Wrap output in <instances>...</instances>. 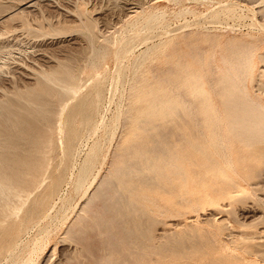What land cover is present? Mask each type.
Listing matches in <instances>:
<instances>
[{"label":"rangeland","instance_id":"obj_1","mask_svg":"<svg viewBox=\"0 0 264 264\" xmlns=\"http://www.w3.org/2000/svg\"><path fill=\"white\" fill-rule=\"evenodd\" d=\"M22 1H24V0H0V12H1L0 14L4 15V17H5L4 20H0V52H2V55L0 54V56H2L1 57L2 59L0 58V65H2L0 67V98H1L0 102H1V100L4 101L5 103L7 102V100H9V102L12 101L10 105H11V108L13 109V111L15 112V111H17V109H19L18 112L15 113L17 116H15V114H12V116L14 115L16 119L18 117L19 121L21 119V114L23 112L27 111L30 114V112H31V111H29L30 109L33 111V112H31V114L32 113L38 114V115H36L37 117L32 116V118H34V120L37 118L40 121L39 124H36L38 122L37 120L35 121L36 123L34 124L33 123L34 120L33 121L30 120V119H32L31 115L28 118V116H29L28 113H27L26 119H28L27 120L28 123L34 124V125L31 124V126L34 127V126L38 125L37 127L39 129L35 130L36 133L38 132L37 135H39L40 132L42 133V134L40 133L42 136H44L43 134H46L45 138H43L41 135H39L38 138H40V136H41L43 141H45V139H46L45 142L46 143L48 142L47 144L44 142V144L46 146V147L44 146V148L49 150V151H47L45 149V152L47 151L46 154H47V156L49 155L50 159L52 160V161H50L52 164L54 163V159L57 158L56 160L58 162L60 157L63 156V154H62L63 144L65 145L66 142L64 141V143H62V141L65 140L66 135H68V133H66L67 131L69 132V128H68L69 126L68 125L71 126V124H73V122L75 124H77L76 127L79 125L78 128H75V129L80 130V131H77L79 136H77L78 138H77V140L75 139L76 141H74L73 144H74L76 150L78 149V151L80 153L78 152V155H77L76 154L77 152H76L75 155H73L74 159L69 160L68 163L66 164V166L69 165L67 168H65V170H67V172L65 171L66 173L63 174V176H65V177L62 178V176H61V179H60V182L63 179L62 180L63 183H61L60 185L58 184L59 187L58 186L57 187L59 189L57 188L55 191L56 196L54 194V196L51 198L52 202L50 201L49 206L51 205L52 207H50V209H49V206H48V208H46V210L48 209V211L52 210V211H50L51 213L49 214V212L45 210L48 214L44 211L42 213V216L40 215L37 217V218L41 219L40 222H42L43 226L38 221L39 219H37L35 225H32V227L30 226L27 229V231L26 232L24 231V233L22 234V236L25 239L22 237L20 242L17 244L18 249L16 247V249L14 250L15 252H13L12 254H9V255L6 254L4 256H0V264H9V262H11L12 259H13V261L10 264H21L22 262H23V264H26L28 262H30V264H100L101 261H102L101 264H106V262H107V264H116V263L117 264H122V263L123 264H142V263L145 264L143 261V258H146L147 256L146 257H141V256H142V254H143V256H145V254L148 255L149 253H150V255L147 257V259L149 258V261L147 259H144V260H146L147 264H149V263H151V264H154V263L155 264H165V263L166 264H227V263L228 264H264V179H262V178H264V173H262V175L260 177H255V178L251 177V175L249 174V170L252 171L253 168L256 166L255 163L253 162L252 158L243 157V159L240 162H238V165H237L238 174L241 176H244L243 177L244 179L241 178L240 176L237 177L238 182H239L238 186H235V185H233V184H231L225 180H222L221 178L219 179V177L209 176V173L206 171V168L204 166L200 165L199 163L198 164L197 163L190 164V169H201L204 172L203 174H201V176L198 177L199 179H197L198 180L197 183H190V186L192 188L193 187L199 188V189H196L198 191L197 192L198 195H196L197 193H195V192L192 193L193 191H196V190L195 189L193 190L191 187H190L191 189L188 192V194L180 193V189H181L180 187L181 186H180L179 177L177 175L171 174L170 177H166L163 175L162 178H159L158 176H157V178H154V176L150 177V178L147 177L148 180L149 179L151 180V178H154V179H156V181L154 179H152L149 182V184H148V180L146 182H144V180H146V176H148L146 174H150V173L154 174L152 171L153 169L149 170V168H147L146 162L144 160H141L140 162L137 163L135 170L133 169L131 171V172H133V171H135V172H133L132 174L130 172V174H129L125 170L126 167L123 168L124 163H122V159L123 158L126 159L127 157H125L126 155L125 156L120 155V153L126 154L127 148H128V151L130 152V150L132 151V149H135L137 147L142 146L141 148L144 147V148L150 149L154 145V147L152 148V149H154L155 144H157L158 149L155 148L154 150H156V152L158 150L159 154H158V152L156 154L155 151H153L152 149L151 150L155 154L152 151L149 152V154L153 153L151 156H153L155 158V160H158L161 155H164V153L166 154L165 151H167V149L168 150L171 149V147L174 144L172 141L171 133L168 134V132H170L169 130H172V128L168 127L167 128L168 130L166 129L167 133L166 132L164 133V131H166V130H164V128L162 127L163 128V131H161V132H163L162 134H168V135L165 136V135L161 134V135H159V137H157L158 135H156V132L158 129V125H157V127L155 125H153L152 127L150 126L147 128L145 124H147L148 121H143L142 120L143 117L141 119L142 115H138L140 117H137L134 119V117L137 116L136 112H133V111L129 112L128 109L130 108L131 105L127 104L129 102L131 103L133 100H130V101H128V100L135 98V96L133 97V94H135L139 88H149L154 84V79L152 82V80H150L151 79L150 76L152 78H154L153 74L157 72L156 71L157 68L159 69V67L162 68V67L168 66L169 61H171L170 57L173 59H176L175 57L180 56L181 59L184 58L185 60H188V58H189V61H190L193 58L190 54L194 50L196 51L200 48H202V50H204L205 52L206 51L209 52L211 50H214V54H215V55H213L214 59H215L214 62L217 65L222 66V63L219 60L220 59L219 53H221L222 48L224 47V44H223L224 41H222V40H227L228 38H232V37H244V38L246 37V38H248V37H250V35L252 36L254 34L255 35L260 34L261 36L264 37V25H262V24L259 25L260 23H264V11H262L264 8L262 6V5H264V0H251V1L250 0H35V2H33L30 5L26 4L29 1L21 3ZM135 1H137V2H135ZM136 3H138V6H135V5H137ZM17 4H19V5H17ZM16 6L20 9V12L22 11L20 14H19V9L17 10ZM5 7L7 8V12L11 7L16 8V10L18 12L13 13L11 15V17H12L11 18L10 16H6L7 12L4 11ZM85 7H86V12L88 14L90 13L91 15H86L87 13L84 12V10H83V9H85ZM21 8H22V10H21ZM231 8H233V9H231ZM140 9H142V10H140ZM211 9H213V10H211ZM219 9L220 10L222 9V10L220 11ZM218 10H219V13H218ZM211 12H212V14H211ZM215 14L218 16H215V19H214L213 17ZM88 16L89 17L91 16V17L89 18ZM86 17H88L89 19ZM201 18L204 21H202ZM210 18H212V19L210 20ZM191 19L193 20V22L191 21ZM82 21L84 22L83 24H81ZM86 23L90 24L89 25L90 28L88 27V25ZM85 24L87 25L89 30L85 28L86 27ZM181 24H182V26H181ZM27 25L29 27H27ZM81 27L83 29L85 28V30H83V29L79 30V28H81ZM53 28L55 30H53ZM59 30L61 32H59ZM90 30H92L93 33H91ZM55 31H56V33H55ZM83 31H85V32H83ZM58 33H60V34H58ZM91 34L95 35V37L93 36L94 39L92 38V36H89ZM84 35L85 36L88 35L89 40ZM96 35H98V36H96ZM202 35L205 37L201 38ZM217 36H218V38H216ZM96 37H97V39H96ZM180 37L181 38L184 37V38L181 39ZM90 38H92V39H90ZM172 39H175V40H172ZM178 39L179 40L181 39V40L178 41ZM95 40H96V42H95ZM126 40H128V41H126ZM203 40H204V42H203ZM131 41H132V43H131ZM216 41H217V44H216ZM90 42H92V43H90ZM124 42H125V44H124ZM133 42H134V44H133ZM183 42H185V43H183ZM87 43H88V46H87ZM89 43H90V45H89ZM93 44L96 46V48H95V46H93ZM99 44L101 45L100 46L101 48L97 46ZM220 45L222 46V48ZM4 46H6V47L4 48ZM91 47H92V49H91ZM98 48L103 49V51L100 49L98 50ZM145 49L148 52H145ZM91 51H92V53H91ZM100 51L103 53L105 52V53L101 54ZM96 52H98L99 55L101 54L100 57L97 58V56H99V55ZM259 52L260 53L264 52V44L259 49ZM93 54L97 55V56H94ZM53 55H54V57H53ZM90 56H92V57H90ZM101 56L103 58H101ZM115 56L119 59L118 60L119 62L116 60L117 58ZM55 57L59 58L58 60L60 62H58L57 59L55 60L54 59ZM68 57H70V58H68ZM51 58H53L54 60ZM69 60H72V64L70 63L71 61L69 62ZM49 61L55 66H52V65L50 66L49 64H51V63ZM62 61H63V63H62ZM65 61L68 63H66ZM92 61H94V62H92ZM165 62H166V64H165ZM54 63H56V64H54ZM92 63H93V65H92ZM135 63H136V65H135ZM263 63H264V60L260 59V57L258 56L256 58V65L259 67V65L260 66L263 65ZM60 64H61V66H58ZM69 64H71L70 67H72V69L70 68V70L72 71V73H74V75L76 74V81L80 85L79 92L76 94V96H78L81 99V101H80V99H78V97L76 98L75 96H74L75 98L71 96V97H68L69 98L68 99L65 97L66 95L63 96L59 93H56V94L54 93L51 95V98L49 97L48 100L46 99V97H42L41 98L42 100H43V98H44V101L46 100L45 103H43V101L39 100L40 97L38 98L37 95L33 94L34 96H31V100H34V101L37 100V101L36 102L32 101L33 104L35 103L34 105H32L31 101L26 100L25 98L19 97V94L22 92H25V91H29L30 93L40 92L42 90L43 85L48 83L47 82L48 80L46 79V75L44 72H46V74H47L48 71L51 69L50 71L56 70L59 73H61L63 66L69 65ZM163 64H164V66H163ZM39 66L42 70V73L38 72V71H40ZM48 67H50V68L48 69ZM60 67L62 69H59ZM42 68H45L47 71L45 69H42ZM257 69L255 70L256 74H255L254 82H257L260 79H262V80L264 79V75L263 76L259 75ZM34 70H38V71H35V72H37V74L34 72ZM38 73H41L40 76ZM37 76L40 77L42 79V81L39 80V78ZM136 76H138L137 77L138 79H135ZM34 77H36L37 79H35ZM43 78L46 79L47 81L43 80ZM82 81H83V83H82ZM139 82H141V84ZM132 83L135 85V87L137 86V88H134V86H133V89H132L131 88ZM15 85H16V87H15ZM22 89H23V91H22ZM95 89L98 90L100 93V97L98 100L99 101L98 102L99 108H97V109H98L99 113L103 112L102 115H103L105 124L108 123L107 124L108 129H106L107 133H109L108 136H106L107 133H105L106 131L104 130L103 127L99 128L100 130L98 129L99 131L97 130V132L92 131L93 133H89L91 131V128H89V125L81 124L82 125V127H81L79 122L76 121V120H80V119H78V117L81 114L86 112V110H85L86 103L88 101L89 96L90 97H91V95L94 96V94L96 93ZM131 89L134 91L129 92V91H131ZM6 90H8V91H6ZM94 91H95V93H94ZM6 92H8V93H6ZM83 93L85 94V96H81V95H83ZM2 94H4V95H2ZM79 94H81V95H79ZM129 94H132V95H129ZM15 95H17V96H15ZM59 95H61L62 97ZM101 96H102V98H101ZM5 98H7V99H5ZM50 99L52 101H50ZM77 100H79L80 103ZM37 102L38 103L40 102V105L43 103L41 105V107L44 106V104L46 105V103H48L49 106L46 105L48 107L44 106V107L40 108L39 107L40 105L38 106ZM82 102H83V105H82ZM84 102H85V104H84ZM60 103H61V105H59ZM24 104H27L28 107H26V105H24ZM70 104H72V105H70ZM35 105H37L38 107H34ZM56 105H58V106H56ZM62 105L64 108L62 107ZM127 105H129V106H127ZM142 105L146 106L147 102H144V104L142 102ZM12 106H14V108ZM80 106H81V108H80ZM126 106H127V108H126ZM32 107L34 110L32 109ZM72 107H74L73 110H72ZM1 108H2V110H1ZM15 108H16V110H15ZM27 108H29V109L27 110ZM39 108L41 110L43 109V111L39 112V111H41ZM45 108H46V111H44ZM53 108L54 109L56 108V110H53ZM37 109H39V110H37ZM47 109H48V111H47ZM69 109H70V111H68ZM3 110H5L4 107H1V105H0V115H3V113H1V112H4ZM20 110H22L23 112L22 113L19 112ZM64 110H65V112L67 111V114H69V115H66ZM58 111H59V113L61 111V113H63V114H58ZM37 112H39V113H37ZM43 112H44V116H41L42 118L38 117V116H40V114H43ZM47 112H48V114H47ZM74 112H75V114H74ZM76 112L77 113L82 112V113L76 114ZM125 112L130 113V114L132 113L131 114L132 120L133 121L135 120L134 121L135 126L132 127L133 130H131L132 129L131 126L133 125V124L131 125L132 121L126 122V124L122 121L123 119L126 118V115H128L127 113L125 114ZM18 113H20V114H18ZM55 114H57V115H55ZM24 115H26V113H24ZM83 115H81L80 117H82ZM23 116H22L21 120H23ZM3 117H4V115L0 116V124H2L1 126H4V127L8 126V128H9V126H11V129L10 128L8 129L9 131L6 129L7 127L6 128L2 127V131H0V133H1L0 135H2L3 130H4V134L1 136V137H4V140L2 138H0V141L3 140V142H0V145H1L0 148L2 149V152L4 150L7 152V153L3 152L4 157L2 156V158H4L2 161H4L5 165L10 164V167H7V168H11V169H12V167L16 168L17 164L19 166H21V165L23 166V164L29 163V161L33 159V156L36 155V157H38L39 156L38 154H41V152L37 150L40 146V143H39L40 141L38 140L39 141V142H37V143H39L38 145L35 144V142L37 141L36 139H38V138H37V136H34L35 133L32 134L34 132L33 127H31L30 125L27 124V127H26L27 129H25V126L23 127V125H26L25 124L26 121H24V122L21 121V122H23L21 124L22 126H20L19 121H18V123L13 124L14 121L17 122L14 118H13L14 121L10 125L9 124L10 122L9 121L7 122V120H11L12 117L10 116L11 118L9 117L8 119L5 117L3 118ZM60 117H63V118H60ZM67 117H69V118L67 119ZM43 118L47 121V124H49L48 126H47V124H45V122H44L45 120ZM46 118L47 119L52 118V120H50L52 123H50V121L47 120ZM70 118H71V120H69ZM110 118H111V120H110ZM2 119L6 120V122H3L4 120H2ZM26 119H24V120H26ZM57 119H59V120H57ZM72 119L75 121H72ZM107 119H108V121H106ZM68 120L70 122L72 121V123L69 124L70 123L69 122L67 127L65 128L64 123H66ZM140 120H142L143 124L141 123ZM109 121H111V122H109ZM53 122H55V123H53ZM112 122H113V124H112ZM4 123H7L8 125L7 124L5 125ZM122 123H124V125ZM15 124H18L17 128H15L16 127ZM61 124L62 125L64 124V126H62ZM167 124L169 125L170 123H167ZM13 125L15 127H13ZM40 125H42V128H40ZM51 125H52V128L54 127L53 132H52V130H49L47 128V127H49L51 129ZM60 125L64 129L63 131L59 128ZM111 125H114V127H112ZM116 125H117V127H116ZM29 126L33 129L32 131H30L31 128H29ZM122 126H123V128H122ZM141 126L143 127V129ZM19 127H21L22 129ZM79 127H81V129H79ZM110 127H111V129H110ZM114 128H116V129H114ZM153 128H155V129H153ZM160 128L161 127H159V129ZM169 128H171V129H169ZM5 129L11 134H9V133L6 134L7 131H5ZM23 129L28 131V133L30 132L29 134H32V136L31 135L29 136V134H26V131L24 132ZM124 129H126V131ZM144 129H146L147 131ZM15 130H16L15 137H13L14 136L13 132ZM18 130L19 131L22 130L23 131V132L21 131L22 134ZM149 130H152V131H150L152 133L149 132L150 136L148 137L147 135H149V133H148ZM49 131L52 132V135H50L51 132L49 133ZM112 131H115V134H112ZM134 131H137L138 133L134 132ZM62 132H64V133H62ZM86 133L89 134L88 138H85L87 136ZM146 133H148V134L145 135ZM4 135L5 136L8 135V137H10V138L5 137ZM11 135L13 138L11 137ZM22 135L23 136L25 135L27 137V140H26V137L25 136L22 137ZM55 135H56V137H55ZM62 135H63V137H62ZM112 135L113 136L115 135V136L112 137V139H111ZM129 135H130V137H129ZM19 136H21L23 138V140L21 139V137L19 138ZM80 136H82L83 138ZM143 136L145 139H143ZM30 137H32V138L36 137L35 138L36 141L34 139H29ZM60 137L63 138V140ZM98 137L99 138L102 137L100 139V142H102V140H103V142H102V144L100 143L101 147H100V151L98 152V158H97L98 160H96L95 163L100 161L103 156L105 157V159L103 157V159H104V160L102 159L103 163L101 161H100V163H96V164L94 163L95 166L93 165V168L90 169V170L93 169L92 170L93 172L88 171V173L86 174L89 177V179H87V176H86L84 178V180H82V182L86 181L85 184L82 183L84 185L81 184L82 186H80L79 183H76L77 182V176H75L76 172L79 171V168L82 165V164L80 165V163H83V161H84L83 159H85L84 157L88 156V154H87L88 151L90 153L89 147L93 144L95 139ZM104 137H105V139H104ZM106 137H108L110 139V141H112L110 144H109L110 141L107 140ZM146 137L148 139H146ZM5 138H7L8 141L5 140ZM52 138L55 139L56 142ZM129 138L130 139L132 138V141ZM156 138L160 142L157 141ZM9 139H10V141H9ZM48 139L50 142L47 141ZM83 139H86V141ZM124 139H126V140H124ZM141 139H143L144 141H142ZM28 140H32V141L34 140V142L30 141V143H27ZM82 140L85 141V143L87 145ZM148 140H150V141H148ZM4 141H6V144L8 143V145H6L4 143ZM25 141H27V142H25ZM135 141H138V142H136V144H135ZM146 141L150 142V143H151V141H153L154 143L148 144ZM162 141L163 142L166 141L164 146L163 145L161 146L159 144V143L162 144ZM57 142L59 144H58V146H56L57 147L56 148V147H54V145ZM77 142H79V143H77ZM139 142H141V145L137 144ZM142 142H146V143H144L145 145H143ZM23 143L24 144L26 143V145H28L29 148L26 145H24ZM32 143L35 145H32ZM49 143H50V145H49ZM114 143H116L117 146ZM121 143L122 144L124 143L125 145L124 144L122 145ZM9 144H12V146H9ZM118 144H119V147H118ZM120 144L122 145L121 147H120ZM132 144H134V145H132ZM158 144H159V147H158ZM169 144H170V146H169ZM14 145H15V150H12L14 148ZM30 145H32V147H30ZM127 145H128V147L126 148ZM130 145H132V146L137 145V146H135V148L134 147L129 148V147H132ZM3 146H4V148H3ZM8 146H9V149L11 148L10 150H8V148H7ZM37 146H38V148H37ZM107 146L108 147L110 146V147L107 148ZM113 146L116 149L113 148ZM124 146L126 149L122 148ZM160 147H163V148L165 147L164 150L165 149L166 150L161 151ZM187 147H190V145H187ZM25 148L27 150H25ZM118 148H121V149H118ZM1 149H0V151H1ZM51 149H52V151H51ZM55 149L56 150L58 149V150L56 151ZM102 149H104V151H102ZM21 150L22 151L25 150V151L22 152ZM53 150H54V152H53ZM112 150L113 151L115 150V151L112 152ZM124 150H125V152H124ZM189 150H190V153L194 157H196L199 160L202 159V156H200V154L197 152V150H195L192 147H190ZM10 151L13 153L15 152L14 154H16V155L12 154L13 156H10V154H11ZM18 151L21 154H19ZM37 151H38V154L35 153ZM55 151L59 154H57ZM85 151H87V153ZM2 152H0V153H2ZM115 152H117V153H115ZM52 153H53V155H52ZM54 153H56L59 158ZM85 153H86V155H85ZM23 154L25 155V157ZM99 154L101 155L100 156L101 158L99 157ZM113 154L116 155L117 157L119 154V158H117L115 156V158H117L118 160L113 159L114 161H116V163L114 161H112V155ZM17 155L19 158H21L23 160H19L17 158ZM114 155H113V157H114ZM8 156H10L11 159L12 158L14 159V160L12 159L13 162L11 161V159H9L10 157H8ZM14 156H16V157H14ZM120 156L122 158H120ZM156 156H158V157H156ZM26 157L28 158V160L29 159L30 160L25 161L24 159H27ZM53 157H55V158L53 159ZM16 160H18V161H16ZM56 160H55V162H56ZM109 160H110V162H109ZM19 161L20 162L23 161V162L19 163ZM113 163L115 165L111 166V164H113ZM72 164L75 165V167ZM117 164L121 168L120 167L117 168L118 167ZM247 164H248V166H247ZM99 165L101 168L99 167ZM243 165H244V167H243ZM24 166H26V165H24ZM70 166H71V168H69ZM97 166L99 167L100 170H98ZM143 167H145V168H143ZM165 167H168V166H165ZM7 168H6V170H7ZM139 168L142 170H145L146 172L140 170ZM247 168H249V169H247ZM11 169H8V170H10L14 173V171ZM119 169L122 172L124 171L123 174L121 172L120 175H118L120 178L118 176L117 177L115 176L118 174V172H120ZM97 170H98V173H97ZM72 171H74V172H72ZM109 172H110V174H109ZM13 173H11V174H13ZM89 173H90V175H88ZM135 173H137V174H135ZM139 173H140V175H139ZM141 173L144 174L143 177L145 176L144 177L145 179L143 177H142V179H139L141 177ZM94 174H96L97 176ZM69 175H71V176H69ZM92 176H93V179H95V181L94 180L92 181ZM94 176H96V177H94ZM246 177H248V178H246ZM75 178H76V180H74ZM118 178L123 179L121 183L117 182ZM252 179H256V180H252ZM157 180H159V181L157 182ZM165 180H167V181H165ZM258 180H261V181H258ZM164 181H165V183H164ZM128 182H130V183H128ZM135 182L137 185L135 184ZM137 182H139V184ZM143 182H144V184H143ZM172 182H173V185H172ZM206 182L209 183V186L206 185L207 184ZM249 182H251V183H249ZM156 183H157V186H156ZM74 184H75V187L78 189V191L73 186ZM204 184L206 185V187ZM106 185H107V187L105 188ZM201 185H202V188H200ZM77 186L78 187L80 186V187L78 188ZM88 186L89 187L91 186V187L88 188ZM118 187L121 191L119 189H116ZM132 187H134L135 189ZM172 187L173 188L176 187L179 189L175 188L172 190ZM84 188H86V190L89 189V190H87L88 191L87 193H84L86 191ZM139 188H141V189H139ZM203 188L206 189V192L204 191ZM83 189H84V191H83ZM129 189H130V191H129ZM132 189H133V191H132ZM209 189H210V191H208ZM239 189H240V191L241 190H244V191L243 192L241 191L242 192L241 193L239 191ZM122 190H123L124 200L123 201L121 200V202H120V201H118L117 197L119 196V194L122 195L121 194ZM200 190H201V192L202 191L203 192L199 193ZM82 191H83V195H82ZM134 191L136 192V194L134 193ZM112 192H113V194H112ZM204 192H205V194H204ZM228 192L230 195L227 194ZM207 193L210 196L213 195L214 198L220 194H222V197H220L221 196L220 195L218 198H215L216 199L215 201H211L213 198L212 197L211 200L209 199L210 200L209 201L207 199L210 198V196H207L208 195ZM107 194H109V195H107ZM199 194H201V196H200L201 198L199 197ZM215 194H216V196H214ZM225 194H226V196H224ZM231 194L233 197L231 196ZM234 194H235V196H234ZM68 195H69V197H68ZM202 195H204L203 196L204 198L202 197ZM227 195H229V196H227ZM88 196L90 198L91 197L92 198L89 199ZM95 196H98V197H95ZM111 196L113 198H115V200ZM184 196H186V197L184 198ZM189 196H190V198H189ZM192 196H193V198H192ZM205 196L208 198H206ZM62 197H63V199H62ZM70 197H72V198H70ZM180 197H182V198L180 199ZM237 197H241L240 199L243 198L242 200H244V201H241L240 199H235ZM191 198H192V200H191ZM199 198H200V201H199ZM65 199L66 200L69 199L71 201L68 202ZM185 199H186V201H185ZM218 199H219V202H218ZM87 200H89L90 203L89 202L87 203ZM112 200L114 201V203H112L113 202ZM128 200H129V202H127ZM152 200H154V201H152ZM53 201H54V203H57V204L54 205ZM64 201L68 202V203L63 204ZM110 201L112 203L111 205L109 204ZM201 201L203 203H201ZM107 202H108V204H107ZM207 202H208V204H207ZM212 202L215 204H213ZM105 203H106V206H105ZM145 203H146V205H145ZM61 205H64L65 207L61 206ZM107 206H108V208L106 209ZM130 206H133V207H130ZM135 206H137V209ZM57 207H58V209H57L58 211H56ZM86 207H88L90 210L88 208H87V210H85ZM59 208H61V210ZM64 208L66 211L64 210ZM152 208H153V211H152ZM190 208H192V209H190ZM140 209H141V211H140ZM145 209H147L146 212H145ZM79 210H82V211H79ZM53 211H54L53 214H54V216H56V218L52 214ZM55 212H57L58 214L57 213L55 214ZM60 213H62V214L64 213V215H63L64 218L66 216L67 217L65 219H63L62 215L60 216ZM65 213H67V215ZM48 215H50V216H48ZM51 217L52 218L54 217V219H52ZM59 217H61V219ZM83 217H85V218H83ZM42 218H45V219H43V221H42ZM158 218L160 219V221L158 220ZM90 219L91 220L93 219V221H91ZM53 220H55L56 222ZM94 220H95V222H94ZM38 222L40 223L41 229H39L40 227L37 226V224H39ZM52 222H54V224H51ZM49 224H51V226ZM115 224H117V225H115ZM36 226L39 227L38 229L41 231H38ZM153 226L155 227L154 229H153ZM49 227H50V229H49ZM66 227H68V228H66ZM51 228H53V229H51ZM171 228H173V229L171 230ZM181 228H183V230L186 228V230L183 231ZM43 229H45L47 232ZM97 229H98V231H97ZM151 229H153L154 231ZM187 229H189V230H187ZM51 230H53V231H51ZM163 230H165V231H163ZM48 231H50V232H48ZM112 231H113V233H112ZM185 231H187V232H185ZM188 231H189V233L192 234V236H191V234L188 233ZM199 231H200L199 235L202 236V238L198 235ZM210 231H212L213 233L212 232H211L212 234L208 233ZM43 232H45V233H43ZM158 232L160 234L162 232V234L160 235V234H158ZM252 232L255 235L252 236ZM100 233H102V236ZM41 234H42V236H39ZM153 234H155V236H153ZM208 234H210V236H207ZM31 235H32V237H31ZM34 235H36V237ZM194 235L196 238L194 237ZM243 235H245L246 237ZM247 235H249V236L247 237ZM188 236H191L190 239L188 238ZM126 237L128 238V240ZM152 238H153V241H152ZM155 238H157V241ZM27 239L28 240L30 239V240L28 241ZM162 239H166V240L161 241ZM22 240L25 243L22 242ZM145 240H147V241H145ZM26 241L29 242V245ZM32 241L34 242L35 246L33 245ZM129 241H131V242H129ZM193 241L194 242L196 241V242L194 243ZM147 242H149V243H147ZM152 242H154V243H152ZM199 242H200V244H199ZM19 244L20 245L22 244L24 246L21 245L22 246L21 247ZM126 244H127V248H125ZM25 245H27L26 246L27 248L25 247ZM132 245H135L136 247L133 246L134 248H132ZM122 246H123L124 250L122 249ZM128 247H129V250H127ZM138 247H139V249H138ZM110 248L115 250V251L110 250ZM32 249H33V251H32ZM100 249H102V250H100ZM108 249L110 251H107ZM125 249L127 250V253L125 252L126 251ZM132 250H133V253H132L133 257L131 256V253H130V251L132 252ZM135 250L137 253L134 252ZM142 250H143V252H142ZM102 251L105 253V255L101 254L100 256L103 257V258L101 257L102 258L101 259L100 256H97V255H99V253H101ZM122 251H124L123 254H122ZM147 251H148V253H147ZM16 252H18L19 254ZM235 252H237V253H235ZM20 253H22L23 255L22 254L20 255ZM31 253H33V254L31 255ZM111 253L113 256H114V253L116 255L118 254L117 255L118 257L116 255L114 257L112 255L110 256ZM238 253H240V254H238ZM14 254L18 255L19 257H16V256L13 257ZM137 254H138V256H140V258L138 256H136L137 258L134 257V255H137ZM84 255H85V257L83 258ZM106 255L110 256V258L108 259L110 262L105 261L107 259V258H105ZM116 257L118 258V260H116L117 259ZM234 257H235V259H234ZM18 258L20 260H18ZM9 259H11V260L9 261ZM15 259H16V261H15ZM137 260L138 261L140 260L139 262H141V263H138ZM253 260H255V262ZM119 261H121V262H119Z\"/></svg>","mask_w":264,"mask_h":264},{"label":"bare ground","instance_id":"obj_2","mask_svg":"<svg viewBox=\"0 0 264 264\" xmlns=\"http://www.w3.org/2000/svg\"><path fill=\"white\" fill-rule=\"evenodd\" d=\"M29 1V2H28ZM251 1V0H250ZM24 2H28V3H26L27 5H30V4H32L33 2H35V0H24V1H22L21 3H24ZM131 2V1H130ZM135 2H137V1H135ZM228 2V1H227ZM233 2V1H232ZM20 3V2H19ZM20 3V4H21ZM76 4V3H75ZM137 5H135V6H138V3H136ZM16 5V4H15ZM17 5H19V4H17ZM26 5V6H27ZM39 5V4H38ZM226 5V4H225ZM13 6V5H12ZM36 6V5H35ZM229 6V5H228ZM263 7H264V5H262ZM130 7V6H129ZM223 7V6H222ZM261 7V6H260ZM262 7V8H263ZM12 8V7H11ZM9 9L8 10V12H7V8L5 7L4 8V11H6L7 13V15L6 16H10L11 17V15L13 14V13H15V12H18L17 10L19 9L17 6H16V8H17V10H16V8H12V9ZM23 8V7H22ZM22 8H21V10H22ZM83 8V7H82ZM135 8V7H134ZM137 8V7H136ZM81 9V8H80ZM216 9V8H215ZM214 9V10H215ZM231 9H233V8H231ZM259 9V8H258ZM3 10V9H2ZM82 10V9H81ZM84 10V12H86V7H85V9H83ZM135 10V9H134ZM140 10H142V9H140ZM189 10V9H188ZM211 10H213V9H211ZM210 10V11H211ZM220 10V9H219ZM219 10H218V13H219ZM222 10V9H221ZM220 10V11H221ZM217 11V10H216ZM225 11V10H224ZM229 11V10H228ZM262 11H264V8H263V10ZM22 12V11H21ZM20 12V9H19V14L21 13ZM81 12V11H80ZM83 12V11H82ZM83 12V13H84ZM207 12V11H206ZM1 13V12H0ZM5 13V12H4ZM3 13V14H4ZM87 13V12H86ZM204 13V12H203ZM258 13V12H257ZM18 14V13H17ZM85 14V13H84ZM202 14V13H201ZM211 14H212V12H211ZM210 14V15H211ZM1 15V14H0ZM83 15V14H82ZM86 15H91L90 13L88 14H86ZM197 15V14H196ZM195 16V15H194ZM198 16V15H197ZM204 16V15H203ZM213 16V15H212ZM215 16H218V15H214V19H215ZM220 16V15H219ZM78 17V16H77ZM89 17V16H88ZM88 17H86V18H88ZM91 17V16H90ZM89 17V18H90ZM155 17V16H154ZM201 17V16H200ZM221 17V16H220ZM12 18V17H11ZM88 18V19H89ZM203 18V17H202ZM201 18V19H202ZM5 19V17H4V15H1L0 16V20H4ZM83 19V18H82ZM194 19V18H193ZM209 19V18H208ZM212 18H210V20H211ZM86 20V19H85ZM187 20V19H186ZM47 21V20H46ZM84 21V20H83ZM82 21V23L81 24H83L84 22ZM189 21V20H188ZM191 21L193 22V20L191 19ZM202 21H204L203 19H202ZM222 21V20H221ZM260 21V20H259ZM198 22V21H197ZM213 22V21H212ZM215 22V21H214ZM39 23V22H38ZM200 23V22H199ZM219 23V22H218ZM87 24V23H86ZM85 24V25H86ZM187 24V23H186ZM264 25V23H260L259 25ZM84 25V26H85ZM88 25V27H89V23L87 24ZM87 25H86V29H88V27H87ZM168 25V24H167ZM179 25V24H178ZM181 26H182V24H181ZM180 26V27H181ZM27 27H29L28 25H27ZM41 27V26H40ZM52 28V27H51ZM85 28L83 29L82 27L81 28H79V30L81 29H83V30H85ZM90 28V27H89ZM169 28V27H168ZM172 28V27H171ZM190 28V27H189ZM198 29V28H197ZM37 30V29H36ZM53 30H55L54 28H53ZM89 30V29H88ZM174 30V29H173ZM44 31V30H43ZM59 32H61L60 30H59ZM83 32H85V31H83ZM90 32L91 33H93L92 32V30H90ZM89 32V33H90ZM187 32V31H186ZM195 32V31H194ZM208 32V31H207ZM45 33V32H44ZM43 33V34H44ZM54 33V32H53ZM55 33H56V31H55ZM88 33V34H89ZM181 33V32H180ZM193 33V32H192ZM191 33V34H192ZM196 33V32H195ZM198 33V32H197ZM58 34H60V33H58ZM65 34V33H64ZM180 35V34H179ZM50 36V35H49ZM56 36V35H55ZM85 36V35H84ZM89 36H92V38H93V36L95 37V35H89ZM89 36L87 35V36H85V37H87V39L89 40ZM96 36H98V35H96ZM161 36V35H160ZM183 36V35H182ZM199 36V35H198ZM219 36V35H218ZM218 36L216 37V38H218ZM177 37V36H176ZM203 37H205V36H203L202 35V37L201 38H203ZM92 38H90V39H92ZM181 38V37H180ZM184 38V37H183ZM183 38H181V39H183ZM215 38V37H214ZM94 39V38H93ZM96 39H97V37H96ZM107 39V38H106ZM180 39V40H181ZM221 39V38H220ZM125 40V39H124ZM130 40V39H129ZM172 40H175V39H172ZM179 39H178V41H180ZM197 40V39H196ZM217 40V39H216ZM126 41H128V40H126ZM125 41V42H126ZM222 41H224L223 42V44H224V47L222 48V46H221V48H222V51H221V53H219L220 54V61H221V63H222V66H220V65H217L214 61H215V59H214V56L213 55H215L214 54V50H211V51H209V52H205L204 50H202V48H200V49H198V50H194L193 52H191V56L193 57L190 61H189V58H188V60H185L184 58H180V56L179 57H175L176 59H173V58H171L170 57V59H171V61H169V64H168V66H166V67H162V68H160L159 67V69L157 68V72L156 73H152L153 74V76H154V78H152L151 76H150V80H152V82H153V79H154V84L151 86V87H149V88H139L138 89V91L135 93V94H133V97L135 96V98L133 99H129L128 101H130V100H133L131 103L129 102V103H127V104H130L131 106H130V108L128 109V111L129 112H136V117H134V119L135 118H137V117H140V116H138V115H142L141 116V119H142V117H143V121H148V123L147 124H145L146 125V127L148 128V127H152L153 125H155L156 127H157V125H158V129H159V127H163L164 128V130H166L168 127H171L172 128V130H169L170 132H168V134H170L171 133V137H172V141H173V146L171 147V149L170 150H168L167 149V151H165L164 150V148L163 147H160V150L161 151H165L166 152V154L164 153V155H161L160 156V158L158 159V160H155V158L153 157V156H151L154 152L153 151H155V153L157 154V152H158V150H157V152H156V150H154L155 148L156 149H158L157 148V144H155V148L154 149H152L153 147H154V145H153V147H151L150 149H148V148H141V147H137V148H135V146H137V145H135V146H132V145H134V144H132V145H130V146H132V147H129V148H135V149H132V151L130 150V152L128 151V145L126 146V148H125V146L124 147H122L123 149H126V151H127V153L126 154H121L120 153V155L122 156V155H126L125 157H127L126 159H122V163H124V167L123 168H125V170L130 174V172L134 169L135 170V168H136V165H137V163L138 162H140L141 160H144L145 162H146V164H147V168H149V170L151 169H153L152 171H153V173L154 174H146V175H148V176H146V180H144L145 178V176L143 177V175L144 174H142L141 173V177L139 178V179H142V177L144 178L143 180H144V182H146L148 179H147V177H153L154 176V178H157V176L159 177V178H162V176L164 175V176H166V177H170V175L172 174V175H177L178 177H179V181H180V193H186V194H188V192L190 191V189L192 188L191 186H190V183H197V179H199L198 177L199 176H201V174H203L204 172L201 170V169H190V164H192V163H199L200 165H202V166H204L205 168H206V171L209 173V176H213V177H219V179L221 178L222 180H225V181H227V182H229V183H231V184H233V185H235V186H238L239 185V182H238V179H237V177H241V178H243L244 176H241V175H239L238 174V170H237V165H238V162H240L242 159H243V157H250V158H252L253 159V162L255 163V167L253 168V170L252 171H250L249 170V174L251 175V177H260L261 175H262V173H264V79L262 80V79H260L259 81H257V82H254V80H255V70L257 69V71H258V73H259V75H261V76H263L264 75V63H263V65H259V67L256 65V58L259 56L260 57V59H262V60H264V52H259V49L263 46V44H264V37L263 36H261L260 34L259 35H250V37H248V38H244V37H232V38H228L227 40H222ZM93 42V41H92ZM92 42H90V43H92ZM95 42H96V40H95ZM125 42H124V44H125ZM203 42H204V40H203ZM90 43H89V45H90ZM131 43H132V41H131ZM130 43V44H131ZM173 43V42H172ZM183 43H185V42H183ZM129 44V45H130ZM133 44H134V42H133ZM174 44V43H173ZM205 44V43H204ZM215 44V43H214ZM216 44H217V41H216ZM222 44V45H223ZM213 45V44H212ZM39 46V45H38ZM87 46H88V43H87ZM93 46H95L94 44H93ZM98 47H100L101 45L99 44V45H97ZM106 46V45H105ZM179 46V45H178ZM6 46H4V48H5ZM46 47V46H45ZM130 47V46H129ZM177 47V46H176ZM208 47V46H207ZM219 47V46H218ZM11 48V47H10ZM18 48V47H17ZM33 48V47H32ZM94 48V47H93ZM95 48H96V46H95ZM101 48V47H100ZM100 48H98V50L100 49ZM131 48V47H130ZM150 48V47H149ZM214 48V47H213ZM12 49V48H11ZM44 49V48H43ZM90 49V48H89ZM88 49V50H89ZM91 49H92V47H91ZM181 49V48H180ZM46 50V49H45ZM95 50V49H94ZM97 50V51H98ZM100 50H102L103 51V49H100ZM124 50V49H123ZM186 50V49H185ZM10 51V50H9ZM38 51V50H37ZM93 51V50H92ZM92 51H91V53H92ZM179 51V50H178ZM48 52V51H47ZM95 52V51H94ZM101 52V51H100ZM99 52V53H100ZM145 52H148V51H146V49H145ZM97 54H98V52H96ZM95 53V54H96ZM103 52H101V54H102ZM105 53V52H104ZM103 53V54H104ZM185 53V52H184ZM0 54L2 55V52H0ZM100 54V55H101ZM181 54V53H180ZM47 55V54H46ZM94 55V54H93ZM99 55V54H98ZM100 55L99 56H97V55H94V56H97V58L98 57H100ZM148 55V54H147ZM173 55V54H172ZM189 55V54H188ZM56 56V55H55ZM124 56V55H123ZM2 56H0V58H1ZM42 57V56H41ZM47 57V56H46ZM45 57V58H46ZM53 57H54V55H53ZM89 57V56H88ZM90 57H92V56H90ZM116 57V56H115ZM50 58V57H49ZM68 58H70V57H68ZM101 58H103L102 56H101ZM117 58V57H116ZM2 59V58H1ZM48 59V58H47ZM51 59H53V58H51ZM55 60L57 59H59V58H57V57H55L54 58ZM53 59V60H54ZM88 59V58H87ZM91 59V58H90ZM94 59V58H93ZM105 59V58H104ZM173 59V60H172ZM38 60V59H37ZM61 60V59H60ZM92 60V59H91ZM103 60V59H102ZM117 61L119 60L118 58L116 59ZM35 61V60H34ZM71 61V62H70ZM98 61V60H97ZM166 61V60H165ZM50 62V61H49ZM58 62H60L59 60H58ZM66 62V61H65ZM69 62L72 64V60H69ZM92 62H94V61H92ZM119 62V61H118ZM51 63V62H50ZM62 63H63V61H62ZM61 63V64H62ZM66 63H68V62H66ZM86 63V62H85ZM90 63V62H89ZM39 64V63H38ZM49 64V63H48ZM54 64H56V63H54ZM58 64V63H57ZM61 64L60 65H58V66H61ZM71 64H69V65H65V66H63V69L60 67L59 69H62V71H61V73H59L58 71H56V70H54V71H48V73L46 74V72H44L45 73V75H46V79L48 80H46V79H44L43 78V80H45V81H47L46 83L47 84H45V85H43V87H42V90L40 91V92H38V93H30L29 91H25V92H22V93H20L19 94V97H22V98H25L26 100H29V101H33V102H36V101H34V100H31V96H34V95H37V97L39 98L40 97V101H43V103H45V101H44V98H43V100L41 99L42 97H46V99L48 100L49 99V97L51 98V95L52 94H56V93H59V94H61V95H63V96H65L66 98H68V97H78V96H76V94L79 92V88H80V85H79V83L76 81V74L74 75V73H72V71L70 70V68L72 69V67H70V65ZM88 64V63H87ZM91 64V63H90ZM95 64V63H94ZM119 64V63H118ZM165 64H166V62H165ZM50 66L52 65V66H55V65H53L52 63L51 64H49ZM74 65V64H73ZM92 65H93V63H92ZM96 65V64H95ZM135 65H136V63H135ZM2 65H0V67H1ZM69 66V67H68ZM163 66H164V64H163ZM32 67V66H31ZM43 67V66H42ZM38 68V67H37ZM39 68H40V66H39ZM50 67H48V69H49ZM3 69V68H2ZM42 69H45V68H42ZM46 70V69H45ZM35 71H38V70H34V72ZM44 71V70H43ZM47 71V70H46ZM38 72H41L42 73V70H41V68H40V71H38ZM36 74H37V72H35ZM41 73H38L39 74V76H40V74ZM43 73V74H44ZM86 74V73H85ZM35 75V74H34ZM78 75V74H77ZM80 76V75H79ZM33 77V76H32ZM38 77V76H37ZM78 77V76H77ZM138 76H136V78L135 79H138L137 78ZM260 77V76H259ZM35 79H37L36 77H34ZM39 78V80H41L42 81V79L40 78V77H38ZM82 83H83V81H82ZM140 84H141V82H139ZM208 83V84H207ZM97 84V83H96ZM150 84V83H149ZM151 85V84H150ZM28 86V85H27ZM26 86V87H27ZM132 86V87H131ZM130 87L133 89V86H134V88H137V86L135 87V85L132 83V85H131ZM15 87H16V85H15ZM25 87V88H26ZM29 87V86H28ZM19 88V87H18ZM31 88V87H30ZM101 88V87H100ZM9 89V88H8ZM103 89V88H102ZM131 89V91H129V92H132V91H134V90H132ZM20 90V89H19ZM96 90V89H95ZM100 90V89H99ZM6 91H8V90H6ZM12 91V90H11ZM16 91V90H15ZM14 91V92H15ZM22 91H23V89H22ZM6 93H8V92H6ZM13 93V92H12ZM94 93H95V91H94ZM102 93V92H101ZM5 94V93H4ZM4 94H2V95H4ZM34 94V95H33ZM61 95H59V96H61ZM79 95H81V94H79ZM129 95H132V94H129ZM6 96V95H5ZM15 96H17V95H15ZM81 96H85V94L83 93V95H81ZM13 97V96H12ZM62 97V96H61ZM74 97V98H75ZM99 97H100V93H99V91L98 90H96V93L94 94V96H92L91 95V97L89 96V98H88V101H87V103H86V106H85V110H86V112L85 113H83V114H81L82 112H80V113H77L76 112V114H81V115H83L82 117H78V119H80V120H76V121H78L79 122V124L81 125V124H85V125H89V128H91V131L89 132V133H93V132H97V130L99 129V128H101V127H103L104 128V130L106 131V129H108V123L107 124H105V121H104V118H103V115H102V113H99L98 112V109L97 108H99L98 107V100H99ZM129 97V96H128ZM9 98V97H8ZM101 98H102V96H101ZM1 99V98H0ZM3 99V98H2ZM5 99H7V98H5ZM17 99V98H16ZM69 99V98H68ZM78 99H80L79 97H78ZM13 100V99H12ZM25 101V100H24ZM50 101H52L51 99H50ZM71 101V100H70ZM78 102H79V100H77ZM80 101H81V99H80ZM83 101V100H82ZM12 102V101H11ZM11 102H9V100H7V102L5 103L4 101H2L1 100V102H0V105H1V107H4V109L5 110H3L4 112H1V113H3V115H4V117L5 118H9L10 116L12 117H10L11 118V120H7V122L9 121L10 123V125H11V123L14 121V119L17 121V122H13V124L14 123H18V117H17V119L15 118V116H17L15 113H17L18 112V110L19 109H17V111H13V109L11 108ZM30 102V103H31ZM33 102L31 103L32 105H34L33 104ZM142 102H143V104H144V102H147V105L145 106V105H142ZM38 103V102H37ZM42 103V104H43ZM74 103V102H73ZM72 103V104H73ZM80 103V102H79ZM41 104V105H42ZM72 104H70V105H72ZM84 104H85V102H84ZM13 105V104H12ZM24 105H26V107H28L27 106V104H24ZM23 105V106H24ZM40 105V102L38 103V106ZM41 105L39 106L40 108H42V107H48L49 105H48V103H46V105H48V106H46L45 104H44V106H42L41 107ZM55 105V104H54ZM59 105H61V103L59 104ZM76 105V104H75ZM81 105V104H80ZM82 105H83V102H82ZM81 105V106H82ZM22 106V107H23ZM31 106V105H30ZM29 106V107H30ZM37 105H35L34 107H38ZM56 106H58V105H56ZM81 106H80V108H81ZM127 106H129V105H127ZM127 106H126V108H127ZM13 108H14V106H12ZM61 107V106H60ZM62 107H63V105H62ZM67 107V106H66ZM75 107V106H74ZM74 107H72V110H73V108ZM84 107V106H83ZM39 108V109H40ZM59 108V107H58ZM64 108V107H63ZM68 108V107H67ZM29 108H27V110H28ZM32 109H33V107H32ZM36 109V108H35ZM39 109H37V110H39ZM60 109V108H59ZM62 109V108H61ZM84 109V108H83ZM1 110H2V108H1ZM15 110H16V108H15ZM34 110V109H33ZM36 110V111H37ZM41 110V109H40ZM53 110H56V108L54 109L53 108ZM78 110V109H77ZM81 110V109H80ZM29 111H31V112H33L31 109L29 110ZM43 111V109L41 110V111H39V112H42ZM44 111H46V108H45V110ZM47 111H48V109H47ZM63 111V110H62ZM68 111H70V109L68 110ZM14 112V113H13ZM19 112H23L22 110H20ZM31 112H30V114H29V112H27V111H25V112H23L22 114H21V119H22V116L24 115V113H26V115H24L23 116V120H21L20 119V126H22L21 124L24 122V121H26L25 122V124L26 125H23V127L25 126V129H27L26 127H27V124L28 125H30L31 126V124L32 123H28V119H26V117H27V113L29 114V116H28V118L30 117V115H31V118H32V116H36V115H38V114H35V113H32L31 114ZM39 112H37V113H39ZM64 112H65V110H64ZM8 116H6L5 114ZM66 113V115H69V114H67V111L65 112ZM73 113V112H72ZM120 113V112H119ZM127 112H125V114H126ZM12 114H15V116L13 115L12 116ZM18 114H20V113H18ZM47 114H48V112H47ZM53 114V113H52ZM58 114H63V113H61V111H60V113H59V111H58ZM74 114H75V112H74ZM128 115H126V118L125 119H123L122 121L126 124V122H131L132 121V123H131V128L133 127V126H135L134 125V121L132 120V117H131V114L130 113H127ZM3 115H0V116H3ZM10 115V116H9ZM55 115H57V114H55ZM65 115V114H64ZM65 115V116H66ZM118 115V114H117ZM135 115V114H134ZM133 115V116H134ZM41 116H44V112H43V114H40V116H38V117H41ZM48 116V115H47ZM60 116V115H59ZM58 116V117H59ZM77 116V115H76ZM75 116V117H76ZM122 116V115H121ZM3 117V118H4ZM20 117V116H19ZM37 117V116H36ZM46 117V116H45ZM54 117V116H53ZM52 117V118H53ZM57 117V118H58ZM64 117V116H63ZM63 117H60V118H63ZM71 117V116H70ZM74 117V118H75ZM14 118V119H13ZM42 118V117H41ZM52 118L51 119H47V120H52ZM65 118V117H64ZM69 117H67V119H68ZM114 118V117H113ZM123 118V117H122ZM24 119H26V120H24ZM44 119V118H43ZM55 119V118H54ZM53 119V120H54ZM66 119V120H67ZM76 119V118H75ZM121 119V118H120ZM2 120H4V119H2ZM30 120H34V118H32V119H30ZM38 121L37 123L35 122V121ZM45 120V119H44ZM57 120H59V119H57ZM61 120V119H60ZM69 120H71V118L69 119ZM67 121L66 123H64L65 124V128L67 127V125H68V123L70 122V121ZM110 120H111V118H110ZM142 120H140L141 121V123L143 124V122H142ZM21 121H23V122H21ZM43 121V120H42ZM41 121V122H42ZM62 121V120H61ZM72 121H75V120H73L72 119ZM72 121L69 123V124H71L72 123ZM106 121H108V119L106 120ZM3 122H6V120H4ZM30 122V121H29ZM45 122V124H47V121L45 120L44 121ZM43 122V123H44ZM57 122V121H56ZM60 122V121H59ZM109 122H111V121H109ZM34 124L36 123V124H39L40 123V121L36 118L35 120H34V122H33ZM50 123H52L51 121H50ZM53 123H55V122H53ZM63 123V122H62ZM117 123V122H116ZM121 123V122H120ZM124 123H122L123 125H124ZM137 123V122H136ZM167 123H170L169 125L167 124ZM5 125L7 124V123H4ZM34 124H32V125H34ZM42 124V123H41ZM44 124V125H45ZM64 124L62 125V126H64ZM111 124V123H110ZM112 124H113V122H112ZM141 124V125H142ZM2 124H0V131H2V127L3 128H6L7 130L10 128L11 129V126H9V128H8V126H1ZM8 125V124H7ZM16 125V127L13 125V127H15V128H17L18 127V124H15ZM49 124H47V126H48ZM60 125V129L63 131L64 129H63V127ZM76 125L77 124H75L74 122H73V124H71V126L70 125H68L69 127V132L67 131L66 133H68V135H66V137H65V140H63V138H61L63 141H62V143H64V141L66 142L65 143V145L63 144V149H62V154H63V156H61L60 157V159L58 160V162H57V158L56 159H54L55 157H53V159H54V163L52 164L50 161H52L51 159H50V157H49V155L47 156V154H46V152L47 151H49L48 149H46V148H44V146H45V144H44V142L46 141V139H45V141H43V139L41 138V134L39 133V135H41L40 136V138H38L39 137V135H37L38 134V132L36 133L35 132V130L36 129H39L37 126L38 125H36V126H31V127H33V129H34V132L32 133V134H34L35 133V135L34 136H37V138L38 139H36L35 140V138H32V137H30L29 139H34L36 142H35V144L36 145H38L39 143H40V146H39V148H38V146H37V150L38 151H40L41 152V154H38V151L37 152H35L36 154H38L39 156L38 157H36V155L35 156H33V159L32 160H28V158L27 159H24L25 161L26 160H28L29 161V163H27V164H23V166L21 165V166H19L18 164H17V167L16 168H14V167H12V169L11 168H7V167H10V164L8 165V164H6L5 165V163H4V161H2L4 158H2V156H3V152H5V153H7L5 150L2 152V149H1V151L0 152H2V153H0V256H4V255H6V254H12L13 252H15L14 250L16 249V247L18 246L17 244L20 242V240L22 239V234L24 233V231L26 232L27 231V229L31 226L32 227V225H35V223H36V221H37V219H39V218H37L38 216H42V213L46 210V208H48V206H49V204H50V201L52 200L51 198L54 196V194L56 193L55 191H56V189L59 187L58 186V184L60 185L61 183H63L62 182V180H61V182H60V179H61V176H62V178L63 177H65V176H63V174L64 173H66L67 172V170H65V168H67L68 166H66V164L68 163V161L69 160H71V159H74L73 158V155H75V153L78 155V149L76 150V148H75V146H74V141H76L77 140V136H79L78 135V133H77V131H80V130H78V129H75V128H78V126L76 127ZM137 125V124H136ZM29 126V128H31ZM54 126V125H53ZM112 127H114V125H111ZM127 126V125H126ZM139 126V125H138ZM143 126V125H142ZM141 126V127H142ZM12 127V128H13ZM81 127H82V125H81ZM81 127H79V129H81ZM88 127V126H87ZM86 127V128H87ZM116 127H117V125H116ZM19 128H21V127H19ZM40 128H42V125H40ZM49 130H52V132H53V129H54V127L52 128V125H51V129L49 128V127H47ZM46 128V129H47ZM67 128V129H68ZM122 128H123V126H122ZM157 129V132H156V135H158L157 137H159V135H161L163 132H161V131H163V128L162 129ZM171 128H169V129H171ZM5 129V131H7ZM22 129V128H21ZM32 128H31V130L30 131H32L33 130ZM88 129V128H87ZM86 129V130H87ZM110 129H111V127H110ZM114 129H116V128H114ZM138 129V128H137ZM140 129V128H139ZM142 129H143V127H142ZM153 129H155V128H153ZM17 130V129H16ZM16 130L13 132L14 133V136L13 137H15V133H16ZM20 130V129H19ZM18 130V131H19ZM100 130V129H99ZM98 130V131H99ZM125 131H126V129H124ZM131 130H133V128L131 129ZM144 130H146V129H144ZM143 130V131H144ZM168 130V129H167ZM167 130L166 131H164V133L166 132L167 133ZM9 131V130H8ZM6 132V134H8L9 132ZM13 131V130H12ZM22 131V130H21ZM21 131H19L21 134H22V132L24 131H26V130H24L23 129V131L21 132ZM38 131V130H37ZM66 131V130H65ZM64 131V132H65ZM93 131V132H92ZM140 131V130H139ZM147 131V130H146ZM150 131H152V130H149L148 131V133L150 132ZM47 132V131H46ZM51 131H49V133H50ZM52 132L50 133V135H52ZM64 132H62V133H64ZM134 132H137V131H134ZM161 132V133H160ZM30 133V132H29ZM28 133V131H26V134H29ZM61 133V132H60ZM65 133V134H66ZM105 133H107V131L105 132ZM120 133V132H119ZM138 133V132H137ZM148 133H146L145 135H147ZM150 133H152V132H150ZM150 133H149V135H147L148 137L150 136ZM155 133V132H154ZM1 134V133H0ZM3 134H4V130H3ZM2 134V135H3ZM9 134H11V133H9ZM20 134V135H21ZM24 134V133H23ZM32 134H29V136L31 135L32 136ZM64 134V135H65ZM87 134V136L85 137L84 135V137L85 138H88L89 137V134L88 133H86ZM85 134V135H86ZM95 134V133H94ZM99 134V133H98ZM101 134V133H100ZM112 134H115V131H112ZM123 134V133H122ZM132 134V133H131ZM136 134V133H135ZM168 134H162V135H168ZM2 135H0V138H2L3 140H4V137H1ZM44 136H42L43 138H45V135L46 134H43ZM61 135V134H60ZM106 135V134H105ZM104 135V136H105ZM109 135V133H107V135L106 136H108ZM120 135V134H119ZM5 136V135H4ZM10 136V135H9ZM18 136V135H17ZM25 136V135H24ZM23 135H22V137H24ZM28 136V135H27ZM28 136V137H29ZM33 136V137H34ZM115 136V135H114ZM113 135L111 136V139H112V137H114ZM127 136V135H126ZM125 136V137H126ZM5 137H7V138H10V137H8V135L7 136H5ZM11 137H12V135H11ZM12 137V138H13ZM21 136H19V138H20ZM21 137V139L23 140V138ZM26 137V136H25ZM54 137V136H53ZM55 137H56V135H55ZM54 137V138H55ZM59 137V136H58ZM62 137H63V135H62ZM80 137H82V136H80ZM129 137H130V135H129ZM142 137V136H141ZM156 137V136H155ZM7 138H5V140H7ZM11 138V139H12ZM17 138V137H16ZM83 138V137H82ZM81 138V139H82ZM92 138V137H91ZM102 138V137H101ZM101 138H96L95 139V141L93 142V144L89 147L90 148V153H89V151H88V153H87V151H85L87 154H88V156H86V157H84L85 159H83L84 161H83V163H80V168H79V171L78 172H76V175L75 176H77V182L76 183H79V185L80 186H82V185H84L85 184V182L86 181H83L82 182V180H84V178L87 176L86 174L88 173V171L90 172V171H92V170H90L91 168H93V165H94V163H95V161L96 160H98L97 158H98V152L100 151V143L102 144V142H103V140H102V142H100V139ZM107 138V140H109L110 141V139L108 138V137H106ZM118 138V137H117ZM121 138V137H120ZM140 138V137H139ZM167 138V137H166ZM1 139V140H2ZM41 139V140H40ZM53 139V138H52ZM76 139V140H75ZM80 139V140H81ZM104 139H105V137H104ZM127 139V138H126ZM126 139H124V140H126ZM130 139V138H129ZM143 139H145L144 138V136H143ZM143 139H141L142 141H144ZM146 139H148L147 137H146ZM150 139V138H149ZM157 139V138H156ZM160 139V138H159ZM3 140L2 141H0V142H3ZM26 140H27V137H26ZM34 140L32 141V140H28V142L27 141H25V142H27V143H30V141L31 142H34ZM40 142H39V141ZM53 140H55V139H53ZM58 140V139H57ZM83 140H85L86 141V139H83ZM82 140V141H83ZM131 141H132V138L130 139ZM140 140V139H139ZM138 140V141H139ZM8 141V140H7ZM9 141H10V139H9ZM17 141V140H16ZM47 141H49V139L47 140ZM79 141V140H78ZM85 141H83L84 143H85ZM92 141V140H91ZM108 141V142H109ZM138 141H135V144H136V142H138ZM148 141H150V140H148ZM157 141H159L158 139H157ZM156 141V142H157ZM20 142V141H19ZM37 142H39V143H37ZM50 142V141H49ZM55 142H56V140H55ZM105 142V141H104ZM107 142V141H106ZM112 141H110L109 142V144L111 143ZM116 142V141H115ZM147 142V141H146ZM146 142H142V144L143 145H145L144 143H146ZM160 142V141H159ZM165 142L166 141H162V144L161 143H159L161 146L163 145L164 146V144H165ZM4 143L6 144V141H4ZM3 143V144H4ZM16 143V142H15ZM46 143V142H45ZM48 143V142H47ZM46 143V144H47ZM76 143V142H75ZM77 143H79V142H77ZM117 143V142H116ZM116 143H114V144H116ZM148 144L150 143V142H147ZM152 143H154L153 141H151V143L150 144H152ZM24 144V143H23ZM35 144H33L32 143V145H35ZM58 142L57 143H55V145H54V147H56V146H58ZM82 144V143H81ZM86 144V143H85ZM104 144V143H103ZM108 144V145H109ZM122 144V143H121ZM120 144V147L124 144H122L121 145ZM137 144H140L141 145V142H139V143H137ZM159 144H158V147H159ZM6 145H8V143L6 144ZM18 145V144H17ZM20 145V144H19ZM24 145H26V143L24 144ZM23 145V146H24ZM32 145H30V147H32ZM49 145H50V143H49ZM52 145V144H51ZM80 145V144H79ZM87 145V144H86ZM90 145V144H89ZM125 145V144H124ZM139 145V146H140ZM168 145V144H167ZM187 145H190V147H192V148H194L195 150H197V152L200 154V156H202V159L201 160H199V159H197L196 157H194L191 153H190V150H189V148L190 147H187ZM1 146V145H0ZM9 146H12V144H9ZM9 146L7 147L8 148V150H10L9 149ZM28 148H29V146L28 145H26ZM82 146V145H81ZM115 146V145H114ZM113 146V148H115L116 146H117V144H116V146L114 147ZM148 146V145H147ZM169 146H170V144H169ZM22 147V146H21ZM25 147V146H24ZM26 147V148H27ZM46 147V146H45ZM103 147V146H102ZM110 147V146H109ZM108 146H107V148H109ZM118 147H119V144H118ZM150 147V146H149ZM3 148H4V146H3ZM13 148V147H12ZM25 148V150H27ZM57 148V147H56ZM60 148V147H59ZM58 148V149H59ZM167 148V147H166ZM6 149V148H5ZM45 149L47 150L46 152H45ZM53 149V148H52ZM52 149H51V151H52ZM57 149V150H58ZM116 149V148H115ZM118 149H121V148H118ZM122 149V150H123ZM153 151H152V150ZM12 150H15V145H14V148L12 149ZM24 150V151H25ZM56 150V149H55ZM56 150V151H57ZM89 150V149H88ZM22 151V150H21ZM24 151H22V152H24ZM55 151V152H56ZM102 151H104V149H102ZM115 151V150H114ZM113 150H112V152H114ZM153 152L152 154H149V152ZM9 152V151H8ZM19 152V151H18ZM29 152V151H28ZM39 152V153H40ZM53 152H54V150H53ZM118 152V151H117ZM117 152H115V153H117ZM124 152H125V150H124ZM129 152V153H128ZM10 156H13L12 154H14L13 152H11L10 151ZM17 153V152H16ZM27 153V152H26ZM50 153V152H49ZM57 153V152H56ZM54 153L56 156H57V154H59V153ZM80 153V152H79ZM86 153H85V155H86ZM101 153V152H100ZM114 153V154H115ZM119 153V152H118ZM123 153V152H122ZM154 153V154H155ZM162 153V152H161ZM19 154H21L20 152H19ZM25 154V153H24ZM23 154V155H24ZM112 154V153H111ZM113 154V155H114ZM158 154H159V152H158ZM163 154V153H162ZM14 155H16V154H14ZM22 155V156H23ZM52 155H53V153H52ZM54 155V156H55ZM76 155V156H77ZM106 155V154H105ZM113 155H112V161H114L113 159H117V158H119V154H118V157L116 156V155H114V157H113ZM7 156V155H6ZM10 156H8V157H10ZM21 156V155H20ZM101 155L99 154V157H100ZM115 156L117 157V158H115ZM120 156V158H122ZM155 156V155H154ZM4 157V156H3ZM14 157H16V156H14ZM24 157H25V155H24ZM35 157V158H34ZM58 157V156H57ZM104 157V156H103ZM103 157L101 158V162L105 159V157H104V159H103ZM156 157H158V156H156ZM17 158L19 159V160H23V159H21V158H19L18 157V155H17ZM59 158V157H58ZM99 158V159H100ZM9 159H11V157L9 158ZM13 159V158H12ZM11 159V161L13 162V160ZM50 159V160H49ZM103 159V160H102ZM111 159V158H110ZM55 160H56V162H55ZM118 160V159H117ZM16 161H18V160H16ZM81 161V160H80ZM100 161H98V162H96V163H100ZM8 162V161H7ZM6 162V163H7ZM23 162V161H22ZM22 162H20L19 161V163H22ZM109 162H110V160H109ZM115 163H116V161H114ZM15 163V162H14ZM25 163V162H24ZM95 163V164H96ZM103 163V162H102ZM112 163V162H111ZM246 163V162H245ZM109 164V163H108ZM15 165V164H14ZM24 165H26V166H24ZM73 165V164H72ZM103 165V164H102ZM112 165H115L114 163L113 164H111V166ZM118 165V164H117ZM74 167H75V165H73ZM78 166V165H77ZM95 166V165H94ZM165 166H168V167H165ZM247 166H248V164H247ZM98 167V166H97ZM99 167H100V165H99ZM99 167H98V170H100L99 169ZM120 166L118 165V167L117 168H119ZM146 167V166H145ZM145 167H143V168H145ZM243 167H244V165H243ZM6 168H7V170H6ZM69 168H71V166L69 167ZM68 168V169H69ZM101 168V167H100ZM116 168V167H115ZM121 168V167H120ZM250 168V167H249ZM249 168H247V169H249ZM8 169H11V170H13L14 171V173L12 172V171H10V170H8ZM140 169V168H139ZM98 170H97V173H98ZM106 170V169H105ZM120 170V169H119ZM140 170H142V169H140ZM10 171V172H9ZM66 171V172H65ZM142 171H144V172H146L145 170H142ZM151 171V172H152ZM246 171V170H245ZM72 172H74V171H72ZM93 172V171H92ZM122 171L120 170V172H118V174L117 175H115L116 177L118 176V175H120V173H121ZM133 172H135V171H133ZM133 172H131V174L133 173ZM251 172V173H250ZM11 173H13V174H11ZM78 173V174H77ZM96 173V174H97ZM114 173V172H113ZM124 173V171L122 172V174ZM244 173V172H243ZM96 174H94V175H96ZM102 174V173H101ZM109 174H110V172H109ZM127 174V173H126ZM135 174H137V173H135ZM134 174V175H135ZM88 175H90V173L88 174ZM139 175H140V173H139ZM69 176H71V175H69ZM97 176V175H96ZM96 176H94V177H96ZM113 176V175H112ZM161 176V177H160ZM74 177V176H73ZM119 177V176H118ZM249 177V176H248ZM248 177H246V178H248ZM100 178V177H99ZM102 178V177H101ZM120 178V177H119ZM117 179V182H122V178L121 179ZM154 178H151V180L152 179H154ZM245 178V179H246ZM67 179V178H66ZM73 179V178H72ZM87 179H89V177L87 176ZM109 179V178H108ZM131 179V178H130ZM167 179V178H166ZM244 179V178H243ZM261 179V178H260ZM262 179H264V178H262ZM261 179V180H262ZM74 180H76V178L74 179ZM73 180V181H74ZM91 180V179H90ZM95 181V179H93V176H92V181ZM112 180V179H111ZM150 179L148 180V184H149V182L151 181ZM155 181H156V179H154ZM169 180V179H168ZM247 180V179H246ZM252 180H256V179H252ZM261 180H258V181H261ZM65 181V180H64ZM91 181V182H92ZM101 181V180H100ZM129 181V180H128ZM131 181V180H130ZM137 181V180H136ZM159 180H157V182H158ZM165 181H167V180H165ZM165 181H164V183H165ZM99 182V181H98ZM97 182V183H98ZM105 182V181H104ZM144 182H143V184H144ZM170 182V181H169ZM210 182V181H209ZM248 182V181H247ZM246 182V183H247ZM254 182V181H253ZM73 183V182H72ZM75 183V184H76ZM82 183H84V184H82ZM128 183H130V182H128ZM138 184H139V182H137ZM152 183V182H151ZM161 183V182H160ZM207 183V182H206ZM205 183V184H206ZM249 183H251V182H249ZM75 184L73 185L74 187H75ZM82 184V185H81ZM90 184V183H89ZM109 184V183H108ZM107 184V185H108ZM135 184H136V182H135ZM204 184V185H205ZM77 185V184H76ZM97 185V184H96ZM107 185L105 186V188L107 187ZM137 185V184H136ZM141 185V184H140ZM139 185V186H140ZM172 185H173V182H172ZM206 185H208L209 186V183H207ZM206 185H205V187H206ZM58 186V187H57ZM79 186V187H80ZM94 186V185H93ZM134 186V185H133ZM144 186V185H143ZM149 186V185H148ZM156 186H157V183H156ZM165 186V185H164ZM167 186V185H166ZM170 186V185H169ZM175 186V185H174ZM78 187V186H77ZM78 187V188H79ZM91 187V186H90ZM89 186H88V188H90ZM141 187V186H140ZM150 187V186H149ZM191 187V188H190ZM61 188V187H60ZM76 188V187H75ZM74 188V189H75ZM82 188V187H81ZM80 188V189H81ZM132 188H134V187H132ZM159 188V187H158ZM161 188V187H160ZM166 188V187H165ZM176 187H172V190L173 189H175ZM200 188H202V185H201V187ZM210 188V187H209ZM59 189V188H58ZM85 190H86V188H84ZM84 189H83V191H84ZM116 189H119V187L118 188H116ZM135 189V188H134ZM139 189H141V188H139ZM138 189V190H139ZM171 189V188H170ZM176 189H179V188H176ZM193 190L195 189H199V188H197V187H193L192 188ZM204 189V191L206 192V189L205 188H203ZM211 189V188H210ZM210 189L208 190V191H210ZM245 189V188H244ZM76 190L78 191V189L76 188ZM75 190V191H76ZM87 190H89V189H87ZM85 191L84 193H87L88 191ZM112 190V189H111ZM114 190V189H113ZM120 190V189H119ZM60 191V190H59ZM58 191V192H59ZM83 191H82V195H83ZM121 191V190H120ZM129 191H130V189H129ZM132 191H133V189H132ZM141 191V190H140ZM179 191V190H178ZM207 191V192H208ZM239 191H240V189H239ZM242 192L244 191V190H241ZM240 191V192H241ZM247 191V190H246ZM245 191V192H246ZM57 192V193H58ZM95 192V191H94ZM103 192V191H102ZM197 193L198 191L196 190V191H193L192 193ZM203 192V191H202ZM201 192V190L199 191V193H202ZM205 192H204V194H205ZM235 192V191H234ZM241 192V193H242ZM106 193V192H105ZM121 193V192H120ZM134 193L136 194V192L134 191ZM163 193V192H162ZM112 194H113V192H112ZM122 195H120L119 194V196L117 197L118 198V201H120L121 202V200L123 201L124 200V198H123V190H122V193H121ZM127 194V193H126ZM208 194V193H207ZM218 194V193H217ZM227 194H229V192L227 193ZM58 195V194H57ZM85 195V194H84ZM92 195V194H91ZM107 195H109V194H107ZM196 195H198V193L196 194ZM221 195V196H220ZM220 195H218L217 197H215V198H218L219 196L220 197H222V194H220ZM230 195V194H229ZM229 195H227V196H229ZM55 196H56V194H55ZM59 196V195H58ZM201 196V194H199V197ZM204 195H202V197H203ZM207 196H210L209 194L207 195ZM214 196H216V194L214 195ZM224 196H226V194L224 195ZM231 196H232V194H231ZM234 196H235V194H234ZM248 196V195H247ZM68 197H69V195H68ZM89 197V196H88ZM95 197H98V196H95ZM103 197V196H102ZM112 197V196H111ZM135 197V196H134ZM186 196H184V198H185ZM206 197V196H205ZM213 197V195L212 196H210V198H208V197H206V198H208L207 200H211V198ZM233 197V196H232ZM58 198V197H57ZM66 198V197H65ZM70 198H72V197H70ZM74 198V197H73ZM92 198V197H91ZM90 197H89V199H91ZM113 198V197H112ZM161 198V197H160ZM159 198V199H160ZM182 197H180V199H181ZM183 198V199H184ZM189 198H190V196H189ZM192 198H193V196H192ZM192 198H191V200H192ZM201 198V197H200ZM200 198H199V201H200ZM204 198V197H203ZM214 198V197H213ZM212 198V200L211 201H215L216 199L214 198L213 199ZM241 197H237V198H235V199H240ZM56 199V198H55ZM62 199H63V197H62ZM114 200H115V198H113ZM188 199V198H187ZM243 199V198H242ZM242 199H240L241 201H244V200H242ZM66 200V199H65ZM206 200V199H205ZM206 200V201H207ZM209 200V201H210ZM62 201V200H61ZM66 201H68V202H70L71 200H66ZM86 201V200H85ZM113 201V200H112ZM142 201V200H141ZM147 201V200H146ZM152 201H154V200H152ZM185 201H186V199H185ZM198 201V200H197ZM196 201V202H197ZM205 201V202H206ZM208 201V202H209ZM52 202V201H51ZM63 202V201H62ZM61 202V203H62ZM68 202H65L64 201V203L63 204H65V203H68ZM89 202V200H87V203ZM127 202H129V200L127 201ZM193 202V201H192ZM204 202V203H205ZM208 202H207V204H208ZM218 202H219V199H218ZM84 203V202H83ZM82 203V204H83ZM90 203V202H89ZM112 203H114V201L112 202ZM111 203V201H110V205L112 204ZM125 203V202H124ZM132 203V202H131ZM134 203V202H133ZM142 203V202H141ZM185 203V202H184ZM201 203H203L202 201H201ZM213 203V202H212ZM53 204L55 205V204H57V203H54V201H53ZM52 204V205H53ZM107 204H108V202H107ZM127 204V203H126ZM211 204V203H210ZM213 204H215V203H213ZM219 204V203H218ZM53 205V206H54ZM71 205V204H70ZM95 205V204H94ZM97 205V204H96ZM99 205V204H98ZM115 205V204H114ZM128 205V204H127ZM145 205H146V203H145ZM190 205V204H189ZM61 206H64V205H61ZM74 206V205H73ZM72 206V207H73ZM100 206V205H99ZM105 206H106V203H105ZM150 206V205H149ZM192 206V205H191ZM50 207H52L51 205L49 206V209H50ZM65 207V206H64ZM69 207V206H68ZM82 207V206H81ZM101 207V206H100ZM99 207V208H100ZM130 207H133V206H130ZM136 207V209H137V206H135ZM134 207V208H135ZM139 207V206H138ZM145 207V206H144ZM193 207V206H192ZM195 207V206H194ZM54 208V207H53ZM87 208L88 207H86V209L85 210H87ZM108 208V206L106 207V209ZM110 208V207H109ZM146 208V207H145ZM189 208V207H188ZM58 209V207L56 208V211H58L57 210ZM60 210H61V208H59ZM89 209V208H88ZM126 209V208H125ZM151 209V208H150ZM190 209H192V208H190ZM64 210H65V208H64ZM63 210V211H64ZM83 210V209H82ZM82 210H79V211H82ZM90 210V209H89ZM146 210L147 209H145V212H146ZM194 210V209H193ZM46 211H48V209L46 210ZM45 211V212H46ZM50 211H52V210H49L48 212H49V214L51 213ZM66 211V210H65ZM114 211V210H113ZM137 211V210H136ZM140 211H141V209H140ZM152 211H153V208H152ZM155 211V210H154ZM62 212V211H61ZM90 212V211H89ZM47 213V212H46ZM54 213V211L52 212V214ZM57 212H55V214H56ZM77 213V212H76ZM103 213V212H102ZM161 213V212H160ZM179 213V212H178ZM48 214V213H47ZM58 214V213H57ZM66 215H67V213H65ZM62 215V217H63V219H65L64 218V213L62 214V213H60V216ZM47 216V215H46ZM48 216H50V215H48ZM53 216H54V214H53ZM120 216V215H119ZM55 218H56V216H54ZM54 217L52 218V219H54ZM101 217V216H100ZM153 217V216H152ZM41 218V217H40ZM50 218V219H51ZM60 219H61V217H59ZM83 218H85V217H83ZM103 218V217H102ZM43 219H45V218H42V221H43ZM94 219V218H93ZM93 219L91 220V221H93ZM101 219V218H100ZM99 219V220H100ZM114 219V218H113ZM131 219V218H130ZM157 219V218H156ZM40 220L41 219H39L38 221L40 222ZM104 220V219H103ZM158 220L160 221V219L158 218ZM52 221V220H51ZM50 221V222H51ZM53 221H55V220H53ZM113 221V220H112ZM116 221V220H115ZM162 221V220H161ZM38 222V223H39ZM56 222V221H55ZM94 222H95V220H94ZM158 222V221H157ZM219 222V221H218ZM41 224H42V222H40ZM40 223L39 224H37V226H39V227H37V229L39 228V229H41V226H40ZM119 223V222H118ZM156 223V222H155ZM222 223V222H221ZM51 224H54V222H52ZM51 224H49L50 226H51ZM120 224V223H119ZM214 224V223H213ZM219 224V223H218ZM217 224V225H218ZM45 225V224H44ZM115 225H117V224H115ZM216 225V224H215ZM42 226H43V224H42ZM56 226V225H55ZM69 226V225H68ZM73 226V225H72ZM97 227V226H96ZM46 228V227H45ZM48 228V227H47ZM55 228V227H54ZM66 228H68V227H66ZM73 228V227H72ZM155 227L153 226V229H154ZM31 229V228H30ZM38 229V231H41V230H39ZM49 229H50V227H49ZM51 229H53V228H51ZM153 229H151V230H153ZM173 228H171V230H172ZM182 230H183V228H181ZM190 229V228H189ZM189 229H187V230H189ZM33 230V229H32ZM43 230H45V229H43ZM70 230V229H69ZM166 230V229H165ZM165 230H163V231H165ZM168 230V229H167ZM184 230H186V228L184 229ZM183 230V231H184ZM217 230V229H216ZM46 231V230H45ZM51 231H53V230H51ZM68 231V230H67ZM97 231H98V229H97ZM154 231V230H153ZM47 232V231H46ZM48 232H50V231H48ZM152 232V231H151ZM157 232V231H156ZM185 232H187V231H185ZM212 231H210V232H208V233H210V234H212L211 233ZM258 232V231H257ZM32 233V232H31ZM41 233V232H40ZM39 233V234H40ZM43 233H45V232H43ZM112 233H113V231H112ZM164 233V232H163ZM183 233V232H182ZM188 233H189V231H188ZM197 233V232H196ZM202 233V232H201ZM206 233V232H205ZM248 233V232H247ZM101 234V236H102V233H100ZM156 234V233H155ZM155 234H153V236H155ZM158 234H160L159 232H158ZM157 234V235H158ZM161 234H162V232H161ZM160 234V235H161ZM185 234V233H184ZM187 234V233H186ZM189 234H191V233H189ZM200 234V231H199V233H198V235ZM210 234H208L207 236H210ZM37 235V234H36ZM36 235H34L35 237H36ZM105 235V234H104ZM197 235V236H198ZM253 235H255V234H253V232H252V236ZM39 236H42V234L41 235H39ZM47 236V235H46ZM45 236V237H46ZM71 236V235H70ZM80 236V235H79ZM134 236V235H133ZM152 236V237H153ZM191 236H192V234H191ZM191 236H188V238L190 239V237ZM200 236V235H199ZM243 236H245V235H243ZM249 235H247V237H248ZM251 236V237H252ZM31 237H32V235H31ZM132 237V236H131ZM159 237V236H158ZM194 237H195V235H194ZM201 238H202V236H200ZM199 237V238H200ZM246 237V236H245ZM24 238V237H23ZM106 238V237H105ZM127 238V237H126ZM141 238V237H140ZM161 238V237H160ZM163 238V237H162ZM196 238V237H195ZM198 238V239H199ZM200 238V239H201ZM209 238V237H208ZM25 239V238H24ZM35 239V238H34ZM33 239V240H34ZM143 239V238H142ZM156 239V241H157V238H155ZM199 239V240H200ZM28 240V239H27ZM30 240V239H29ZM28 240V241H29ZM105 240V239H104ZM127 240H128V238H127ZM133 240V239H132ZM135 240V239H134ZM138 240V239H137ZM165 241L166 239H162L161 241ZM192 240V239H191ZM197 240V239H196ZM35 241V240H34ZM145 241H147V240H145ZM152 241H153V238H152ZM155 241V240H154ZM160 241V240H159ZM207 241V240H206ZM22 242H24L23 240H22ZM27 242V241H26ZM33 242V241H32ZM38 242V241H37ZM41 242V241H40ZM107 242V241H106ZM129 242H131V241H129ZM135 242V241H134ZM194 242V241H193ZM196 242V241H195ZM194 242V243H195ZM25 243V242H24ZM28 243V245H29V242H27ZM26 243V244H27ZM108 243V242H107ZM147 243H149V242H147ZM152 243H154V242H152ZM151 243V244H152ZM193 243V244H194ZM207 243V242H206ZM215 243V242H214ZM32 244V243H31ZM129 244V243H128ZM171 244V243H170ZM199 244H200V242H199ZM20 245V244H19ZM22 245V244H21ZM20 245V246H21ZM33 245L35 246V244H34V242H33ZM149 245V244H148ZM22 246H24V245H22ZM21 246V247H22ZM27 245H25V247H26ZM31 246V245H30ZM29 246V247H30ZM113 246V245H112ZM130 246V245H129ZM133 246H135V245H132V248H134ZM214 246V245H213ZM245 246V245H244ZM77 247V246H76ZM125 247V246H124ZM136 247V246H135ZM140 247V246H139ZM139 247H138V249H139ZM171 247V246H170ZM217 247V246H216ZM220 247V246H219ZM260 247V246H259ZM27 248V247H26ZM25 248V249H26ZM39 248V247H38ZM42 248V247H41ZM114 248V247H113ZM121 248V247H120ZM125 248H127V244H126V247ZM158 248V247H157ZM196 248V247H195ZM209 248V247H208ZM211 248V247H210ZM244 248V247H243ZM17 249H18V247H17ZM122 249L124 250V248H123V246H122ZM22 250V249H21ZM100 250H102V249H100ZM99 250V251H100ZM110 250H113V249H111L110 248ZM109 249L107 250V251H110ZM126 250V249H125ZM127 250H129V247H128V249ZM127 250L125 251L126 253H127ZM152 250V249H151ZM166 250V249H165ZM169 250V249H168ZM220 250V249H219ZM20 251V250H19ZM18 251V252H19ZM24 251V250H23ZM32 251H33V249H32ZM104 251V250H103ZM102 251V252H103ZM113 251H115V250H113ZM112 251V252H113ZM164 251V250H163ZM18 252H16V253H18ZM99 253V255H97V256H100L101 254H104L105 255V253L103 252V253ZM123 252L124 251H122V254H123ZM134 252H136V250L134 251ZM142 252H143V250H142ZM141 252V253H142ZM150 252V251H149ZM167 252V251H166ZM222 252V251H221ZM234 252V251H233ZM29 253V252H28ZM46 253V252H45ZM76 253V252H75ZM87 253V252H86ZM85 253V254H86ZM130 253H131V256H132V253H133V250H132V252L130 251ZM137 253V252H136ZM147 253H148V251H147ZM152 253V252H151ZM163 253V252H162ZM229 253V252H228ZM235 253H237V252H235ZM19 254V253H18ZM22 253H20V255H21ZM33 253H31V255H32ZM121 254V255H122ZM155 254V253H154ZM165 254V253H164ZM219 254V253H218ZM231 254V253H230ZM238 254H240V253H238ZM23 255V254H22ZM112 255V253L110 254V256ZM116 254L114 253V256H115ZM118 255V254H117ZM116 255V256H117ZM150 255V253L147 255V254H145V256H143V254H142V256L141 257H148ZM227 255V254H226ZM19 257L18 255H13V257ZM96 256V257H97ZM107 256V257H106ZM105 256V258H107L105 261H109L108 259L110 258V256H108V255H106ZM113 256V255H112ZM113 256V257H114ZM136 256H138V254L137 255H134V257L135 258H137ZM12 257V258H13ZM22 257V256H21ZM20 257V258H21ZM28 257V256H27ZM85 257V255L83 256V258ZM102 256H100V258H101ZM118 257V256H117ZM116 257V258H117ZM133 257V256H132ZM139 258H140V256H138ZM147 257L146 258H143V261H144V263L145 264H147V262H146V260H144V259H147ZM151 257V256H150ZM167 257V256H166ZM31 258V257H30ZM36 258V257H35ZM95 258V257H94ZM99 258V257H98ZM103 258V257H102ZM101 258V259H102ZM153 258V257H152ZM226 258V257H225ZM115 259V258H114ZM234 259H235V257H234ZM248 259V258H247ZM5 260V259H4ZM11 259H9V261H10ZM18 260H20L19 258H18ZM116 260H118V258L116 259ZM115 260V261H116ZM142 260V259H141ZM148 261H149V258L147 259ZM249 260V259H248ZM251 260V259H250ZM12 261H13V259H12ZM11 261V262H12ZM15 261H16V259H15ZM14 261V262H15ZM34 261V260H33ZM96 261V260H95ZM114 261V260H113ZM140 261V260H139ZM138 260H137V262L138 263H141V262H139ZM152 261V260H151ZM150 261V262H151ZM159 261V260H158ZM173 261V260H172ZM254 262H255V260H253ZM11 262H9V264L11 263ZM26 262V261H25ZM32 262V261H31ZM102 262V261H101ZM101 262H100V264H101ZM110 262V261H109ZM117 262V261H116ZM115 262V263H116ZM119 262H121V261H119ZM154 262V261H153ZM152 262V263H153ZM230 262V261H229ZM257 262V261H256ZM105 263V262H104ZM21 264H23V262L21 263ZM26 264H30V262H28V263H26ZM106 264H107V262H106ZM117 264V263H116ZM123 264V263H122ZM143 264V263H142ZM149 264H151V263H149ZM155 264V263H154ZM166 264V263H165ZM228 264V263H227Z\"/></svg>","mask_w":264,"mask_h":264}]
</instances>
